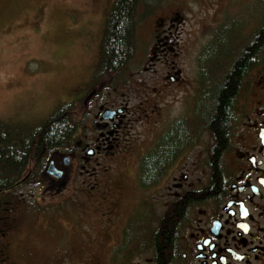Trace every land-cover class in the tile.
Listing matches in <instances>:
<instances>
[{"label": "rangeland", "instance_id": "rangeland-1", "mask_svg": "<svg viewBox=\"0 0 264 264\" xmlns=\"http://www.w3.org/2000/svg\"><path fill=\"white\" fill-rule=\"evenodd\" d=\"M114 1L0 0V120L12 129L29 128L74 98L94 75L104 18ZM137 13L133 55L109 90L118 103L128 101L129 116L137 118L130 140L114 158L104 152L109 160L100 165L75 163L61 192L33 179L0 201V264H115L112 253L128 220L148 217L156 226L175 188L172 180L163 185L164 176L143 189L141 158L176 119L192 115L202 96L200 56L216 28L227 23L249 36L264 17V3L141 0ZM205 150L195 143L177 163L191 177L186 187L208 179ZM64 152L58 149L51 158ZM93 188L102 191L93 195ZM151 262L144 250L121 264Z\"/></svg>", "mask_w": 264, "mask_h": 264}, {"label": "flooded vegetation", "instance_id": "flooded-vegetation-1", "mask_svg": "<svg viewBox=\"0 0 264 264\" xmlns=\"http://www.w3.org/2000/svg\"><path fill=\"white\" fill-rule=\"evenodd\" d=\"M254 41L253 38L251 43ZM162 43L164 48L174 51L173 46ZM252 47L246 54L256 59V49L254 52L255 46ZM234 66L235 63L231 67ZM245 70L243 85L238 82L243 87L236 91L239 95L245 91V95L239 98L235 122L221 151L211 155L207 132L200 131L194 137L193 145L199 142L206 149L208 179L204 182H199L201 178L193 179L186 187L191 177L176 168L193 145L188 146L165 175L163 185L172 180L175 188L169 202V206H175V212L170 218L174 227L173 247L164 264H264V63L251 62ZM173 77L175 82L180 79ZM108 82L105 79L98 82L93 75L68 102L77 101L80 111L76 112L74 132L61 147L66 152L51 158L62 175L49 174L47 168L37 175L54 192H61L71 183L75 163L100 165L109 160L102 156L104 152L111 151L114 158L121 144L125 146L130 140V125L137 118L129 116L128 101L118 103L112 97ZM182 119H176L163 131L143 156ZM168 189L172 191L171 187ZM101 191L90 190L93 195Z\"/></svg>", "mask_w": 264, "mask_h": 264}, {"label": "trees", "instance_id": "trees-1", "mask_svg": "<svg viewBox=\"0 0 264 264\" xmlns=\"http://www.w3.org/2000/svg\"><path fill=\"white\" fill-rule=\"evenodd\" d=\"M140 1L115 0L106 13L100 58L94 72L98 82L105 79L111 83L132 57ZM258 2L264 3V0ZM227 25L221 23L214 31L212 40L202 50V96L196 100L192 115L178 121L141 159L138 170L139 184L143 189L159 184L176 159L194 143L192 135L200 134H196L197 128L208 133L211 155L214 152L217 154L224 146L235 122L239 98L245 95V91L236 94L237 89L243 87L238 82L241 81L243 85L241 78L247 71L245 67L248 68L251 62L257 65L264 63V17L259 19L256 28L247 37L240 34L235 25ZM251 38L255 39L254 43H251ZM250 43L255 46L256 59H250L249 54H246L253 49ZM234 63L233 68L231 66ZM76 106L77 101H61L45 119L29 128L12 129L0 120V201H9L10 195L20 185L33 179L39 180L37 175L46 171L52 153L61 150L74 132L76 112L80 111ZM30 170L32 175L29 176ZM166 211L157 218V227L148 217L142 221L128 220L113 252L112 262L125 263L147 250L151 255V264H164L173 247L174 227L170 218L175 206H169Z\"/></svg>", "mask_w": 264, "mask_h": 264}, {"label": "water", "instance_id": "water-1", "mask_svg": "<svg viewBox=\"0 0 264 264\" xmlns=\"http://www.w3.org/2000/svg\"><path fill=\"white\" fill-rule=\"evenodd\" d=\"M173 42H174V40L170 39V40L168 41V44H173ZM47 172H48L49 174L55 175V176H57V177H61V175H62V172L59 171V170L57 169V167L55 166L54 161H50V163L48 164Z\"/></svg>", "mask_w": 264, "mask_h": 264}]
</instances>
